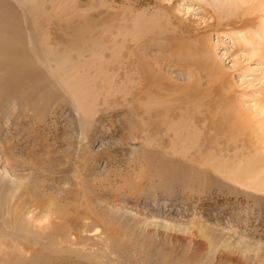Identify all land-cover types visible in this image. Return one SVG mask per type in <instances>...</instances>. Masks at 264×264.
<instances>
[{
    "label": "rangeland",
    "instance_id": "obj_1",
    "mask_svg": "<svg viewBox=\"0 0 264 264\" xmlns=\"http://www.w3.org/2000/svg\"><path fill=\"white\" fill-rule=\"evenodd\" d=\"M56 1L43 6L52 28H64L55 35L82 58L106 46L118 89L94 91L90 109L59 90L43 109L1 108L0 264H264V185L232 175L241 146L229 121H188L191 105L215 107L209 64L232 72L244 108L264 101V62L238 41L252 29L222 28L209 0ZM137 18L157 34L136 45L125 35ZM77 29L86 42L71 39ZM129 50L171 82L161 99L127 101ZM21 235L47 247L26 250Z\"/></svg>",
    "mask_w": 264,
    "mask_h": 264
},
{
    "label": "bare ground",
    "instance_id": "obj_2",
    "mask_svg": "<svg viewBox=\"0 0 264 264\" xmlns=\"http://www.w3.org/2000/svg\"><path fill=\"white\" fill-rule=\"evenodd\" d=\"M38 1L0 0V111L9 100H12L14 106L29 104L43 109L58 95L57 90L72 104L76 102L78 106L90 109L91 103L85 99L91 95L95 102L94 91L107 94L118 89L113 79L116 69L109 68L113 65V59L104 55L106 46H99L96 52L89 55L90 58H82L80 49L66 50V43L58 39L59 34L55 35L58 31L63 33L64 28L57 27L58 31H55L49 22L50 15L46 14V9L43 8L47 2L52 8H57L61 1L45 0L41 5ZM209 4L222 28L235 29L237 33L245 27L252 29L241 35L238 41L248 60L264 62V0H209ZM45 14L46 18L43 19ZM172 19L177 20L178 17L167 15L168 24ZM46 21L48 26L43 24ZM150 34L153 36L157 32L151 29L144 19L137 18L132 22L131 28L127 29L125 37L134 38L137 45L142 37H149ZM71 39L74 42L87 40L83 29H77ZM134 55L135 53L129 50L122 62V92L127 101L143 103L155 96L161 99L162 91H170L171 82L165 83L159 70L153 71L147 66L144 68L145 65L139 63L143 67L140 69L136 63L131 62ZM37 66L48 75L41 72ZM208 66L206 76L215 93V107L196 112V105H191L195 113L189 110L188 121H229L226 124L227 130L241 146L240 157H237V163L232 168V175L248 173L249 181L260 180L261 183L257 184L264 185V101L254 110L244 108L236 98L232 72L219 67L217 63ZM168 116L166 120L186 121L182 116ZM15 232L13 235H16ZM6 234L12 236V231ZM19 237L29 243L25 245L26 250L32 249V245L47 247L46 241L42 242L33 235ZM72 238L75 239V236ZM70 239L65 237L61 245H73Z\"/></svg>",
    "mask_w": 264,
    "mask_h": 264
}]
</instances>
